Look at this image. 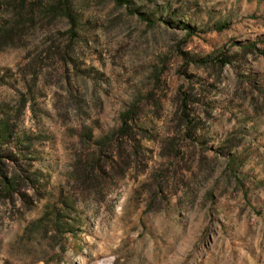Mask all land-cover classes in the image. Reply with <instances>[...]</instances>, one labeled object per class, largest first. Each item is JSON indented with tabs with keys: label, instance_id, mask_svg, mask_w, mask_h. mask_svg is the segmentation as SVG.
<instances>
[{
	"label": "rangeland",
	"instance_id": "obj_1",
	"mask_svg": "<svg viewBox=\"0 0 264 264\" xmlns=\"http://www.w3.org/2000/svg\"><path fill=\"white\" fill-rule=\"evenodd\" d=\"M253 41L221 71L189 59ZM261 49L264 0H0V122L36 158L50 201L127 108L149 136L134 168L79 200L74 237L32 229L48 199L0 200V264H264ZM201 83L212 106L195 107L194 147L177 93Z\"/></svg>",
	"mask_w": 264,
	"mask_h": 264
},
{
	"label": "trees",
	"instance_id": "obj_2",
	"mask_svg": "<svg viewBox=\"0 0 264 264\" xmlns=\"http://www.w3.org/2000/svg\"><path fill=\"white\" fill-rule=\"evenodd\" d=\"M114 1L118 5H125L130 4L133 0ZM181 25L188 36L197 35L198 30L195 26L186 22H182ZM227 26V22L216 25L217 30ZM256 44V41L247 42L241 47L240 52L234 54L222 50L202 57L190 56L189 59L196 66H207L221 71L226 64L232 63L233 59L242 62L243 51H253V46ZM261 53L264 54V49H261ZM217 77H219V73H217ZM246 77L251 78L250 75ZM201 84L203 85L196 90L194 87L192 88L195 90L193 94L186 91L182 92L180 89L177 93L176 107L181 113L180 126L183 125L186 128V134L193 141L194 147H196L195 143L199 139L197 132L200 129L199 124L202 122L201 116L198 118L194 115L195 109H197L195 107L200 104L212 106L211 101L207 99L209 89L204 87L206 84ZM207 111L204 109L205 113ZM191 114L193 115L191 116ZM137 116L138 110L135 106L127 108L121 113L119 125L110 135L97 140L95 148H87V151L85 150L75 157L73 172L68 180L71 184L67 187L61 186L53 201H50V182L43 171L36 166V158L29 151L28 154H25L26 149L21 140L17 139V143L11 144L12 135L8 121H1L0 200L11 205L19 203L24 210H30L41 199H48L44 213L30 223L32 229L42 231L44 235L50 234L52 237L61 238L65 234L74 237L82 222L78 211L79 200L94 194L103 183L116 181L119 173L121 177L124 176L126 171L134 168L137 160L145 155L142 140L148 139V130L138 123ZM90 138L89 134H84L81 140L88 143ZM232 146L233 144L226 145L222 142L218 148L220 152H228ZM177 147V144H172L169 147L170 152L177 155L179 152ZM101 148H105L107 152L105 158L97 154V149Z\"/></svg>",
	"mask_w": 264,
	"mask_h": 264
}]
</instances>
